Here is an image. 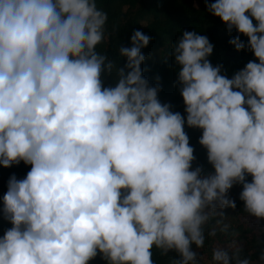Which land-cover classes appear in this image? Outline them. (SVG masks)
Returning <instances> with one entry per match:
<instances>
[{"label":"clouds","instance_id":"obj_1","mask_svg":"<svg viewBox=\"0 0 264 264\" xmlns=\"http://www.w3.org/2000/svg\"><path fill=\"white\" fill-rule=\"evenodd\" d=\"M204 2L256 60L229 78L207 36L183 31L171 56L185 119L143 76L151 37L140 30L105 86L116 66L97 51L108 19L97 0H0V166H31L2 197L12 227L0 264H154V248L197 264L193 245L237 208V185L244 211L264 221V0ZM185 126L202 131L211 171L194 167ZM240 251L216 248L213 261L250 264Z\"/></svg>","mask_w":264,"mask_h":264},{"label":"trees","instance_id":"obj_2","mask_svg":"<svg viewBox=\"0 0 264 264\" xmlns=\"http://www.w3.org/2000/svg\"><path fill=\"white\" fill-rule=\"evenodd\" d=\"M97 7L107 13L105 39L97 46L101 55L113 61L115 68L112 77H103L105 86H114L116 69L126 64V58L119 53L120 47H131V36L140 30L151 37L147 48L142 49L146 59L141 65L143 76L153 86L159 85V99L172 106L171 110L181 113L186 119L185 105L180 94L178 82L179 66L171 56L173 44L181 37L183 31H193L207 36L214 46L209 57L213 66H222V74L229 78L243 69L249 61L256 60L254 54L245 48L237 51L230 43L237 35L235 30L227 31L226 25L208 12L204 0H97ZM247 44V37L241 36ZM258 62V61H256ZM190 139V146L195 150L194 167L202 165L205 171H211L207 161V151L199 144L202 131L185 126ZM30 165L23 162L11 168L0 166V209L2 197L7 191L9 178L15 174L18 179L26 176ZM249 181L251 177L248 178ZM241 186H235L230 195L235 199L237 208L226 209L224 216H215L205 226V245L203 249H193L199 254L197 264H215L213 252L224 248L231 255L236 248L241 249V258H247L250 264H264V221H258L244 211L243 202L239 199ZM12 227L8 221L0 220V237ZM215 231V235H210ZM154 264H173L179 256L175 252L167 255L153 249ZM90 264H106L99 256ZM235 264V261H232Z\"/></svg>","mask_w":264,"mask_h":264},{"label":"rangeland","instance_id":"obj_3","mask_svg":"<svg viewBox=\"0 0 264 264\" xmlns=\"http://www.w3.org/2000/svg\"><path fill=\"white\" fill-rule=\"evenodd\" d=\"M0 220H2V222L7 221V220L3 219L2 215H0ZM252 264H257V263H252Z\"/></svg>","mask_w":264,"mask_h":264}]
</instances>
